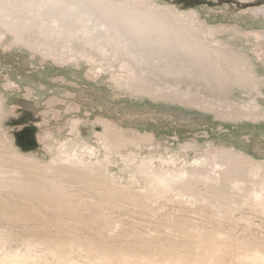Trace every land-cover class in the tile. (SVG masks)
Wrapping results in <instances>:
<instances>
[{
	"label": "rangeland",
	"instance_id": "obj_1",
	"mask_svg": "<svg viewBox=\"0 0 264 264\" xmlns=\"http://www.w3.org/2000/svg\"><path fill=\"white\" fill-rule=\"evenodd\" d=\"M44 1L0 0V264H264V0Z\"/></svg>",
	"mask_w": 264,
	"mask_h": 264
},
{
	"label": "bare ground",
	"instance_id": "obj_2",
	"mask_svg": "<svg viewBox=\"0 0 264 264\" xmlns=\"http://www.w3.org/2000/svg\"><path fill=\"white\" fill-rule=\"evenodd\" d=\"M22 1H26L27 4H30L33 2V0H22ZM56 2V0H52V1H49V0H45L44 2H42L43 4H40V8L43 9V11L46 13V12H49V11H52V10H56L59 12V14L61 15V18L63 20L64 23L66 22H70V21H76V20H80V17L78 15L79 12H82L80 9H78L77 7L73 6V2L70 0H64L62 1V3H60V5H58ZM123 14V13H122ZM125 14V13H124ZM109 14H106L104 16H99V18H101L102 20L100 21V23L103 25V29L105 28L106 30H109V32L111 30L114 29V27H116L114 24H113V21L114 19H109L107 16ZM86 21V23L88 22L87 18L84 19ZM78 24V23H77ZM90 26V25H88ZM104 29V30H105ZM98 30V29H97ZM105 30V31H106ZM107 32V33H109ZM119 34H117L116 36H118ZM223 61H226V62H229L230 61V58L228 57H220ZM229 60V61H228ZM77 162V161H76ZM75 162H70V166H73ZM78 164L82 165V166H85V164L81 163V162H77ZM99 165H101L99 163ZM88 167V166H86ZM90 169H95L93 167H88ZM262 176H263V173H264V167H262ZM261 176V177H262ZM262 179V178H261ZM36 187V186H35ZM34 187V188H35ZM42 187V190L44 189V191H48V192H52V189L50 188H46L45 186H41ZM33 188V189H34ZM36 189V188H35ZM40 189V188H38ZM41 190V189H40ZM106 200H108L109 202L112 200V199H115L114 197H110V196H107L105 197ZM259 202H262L264 203V193L262 195H260L259 197ZM34 215V214H33ZM40 216V215H39ZM36 217V215H35ZM38 218V217H37ZM42 218V217H41ZM40 218H38L37 220H39ZM42 220V219H40ZM43 221V220H42Z\"/></svg>",
	"mask_w": 264,
	"mask_h": 264
},
{
	"label": "water",
	"instance_id": "obj_3",
	"mask_svg": "<svg viewBox=\"0 0 264 264\" xmlns=\"http://www.w3.org/2000/svg\"><path fill=\"white\" fill-rule=\"evenodd\" d=\"M252 4H253V5H258V4H259V2L255 0V1H253L251 4H248V5H252ZM30 136H31V137H30ZM33 136H34V133H33V134H31V135H30V134H28L29 140L31 139L30 141H32V140H33ZM30 144L32 145V144H33V142H30ZM20 147H21V146H20ZM31 149H32V148H31Z\"/></svg>",
	"mask_w": 264,
	"mask_h": 264
},
{
	"label": "flooded vegetation",
	"instance_id": "obj_4",
	"mask_svg": "<svg viewBox=\"0 0 264 264\" xmlns=\"http://www.w3.org/2000/svg\"><path fill=\"white\" fill-rule=\"evenodd\" d=\"M25 137H26V142H27V144H25V145H26L25 147L28 148V147H30V145H31V144L29 143L30 140L27 139L28 136H25ZM28 138H29V137H28ZM23 139H24V138H23ZM30 142H31V141H30Z\"/></svg>",
	"mask_w": 264,
	"mask_h": 264
}]
</instances>
